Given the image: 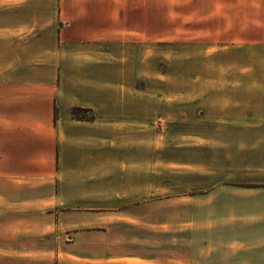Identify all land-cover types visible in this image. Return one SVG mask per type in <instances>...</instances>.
Here are the masks:
<instances>
[{
  "label": "crops",
  "instance_id": "0c3cea01",
  "mask_svg": "<svg viewBox=\"0 0 264 264\" xmlns=\"http://www.w3.org/2000/svg\"><path fill=\"white\" fill-rule=\"evenodd\" d=\"M155 2L0 0V264H264V0H166L183 132L156 201ZM158 207L166 256L138 232Z\"/></svg>",
  "mask_w": 264,
  "mask_h": 264
},
{
  "label": "rangeland",
  "instance_id": "374dc122",
  "mask_svg": "<svg viewBox=\"0 0 264 264\" xmlns=\"http://www.w3.org/2000/svg\"><path fill=\"white\" fill-rule=\"evenodd\" d=\"M154 13V12H153ZM148 24H145V39H150L155 34V48L145 49V125L143 126V143H144V159L145 166L151 165L155 160V201L165 199L167 193V158L171 152L173 156L178 158V151L173 148L169 150V138L174 133L183 132L174 124L169 125L168 114L172 110L173 90L178 88L177 82L175 87L168 82V62H167V4L166 0H156L155 2V18L149 17ZM147 28V29H146ZM155 29V30H154ZM178 70V68H176ZM176 107V111H177ZM149 118V119H147ZM172 142H173V138ZM180 141L176 140V144ZM149 168V167H148ZM148 195L145 194V200ZM114 205L119 206L120 200L113 201ZM155 213V218L159 221H145L144 228H139V234L144 237L155 236L154 247L155 256H166V240L167 227L163 219V208L158 207L153 210H145V215ZM165 224V225H164ZM164 225V226H163ZM151 226V227H150ZM155 226V227H152ZM136 234V230L131 231ZM149 245H152L149 243Z\"/></svg>",
  "mask_w": 264,
  "mask_h": 264
},
{
  "label": "trees",
  "instance_id": "16d2710c",
  "mask_svg": "<svg viewBox=\"0 0 264 264\" xmlns=\"http://www.w3.org/2000/svg\"><path fill=\"white\" fill-rule=\"evenodd\" d=\"M76 112H77L76 110L73 111V115H74L75 117L77 116V115H76Z\"/></svg>",
  "mask_w": 264,
  "mask_h": 264
}]
</instances>
